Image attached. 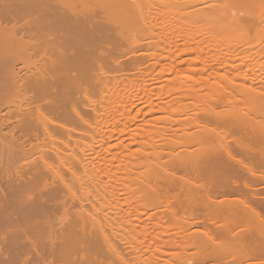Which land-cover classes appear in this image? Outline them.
Wrapping results in <instances>:
<instances>
[{"label":"bare ground","instance_id":"bare-ground-1","mask_svg":"<svg viewBox=\"0 0 264 264\" xmlns=\"http://www.w3.org/2000/svg\"><path fill=\"white\" fill-rule=\"evenodd\" d=\"M178 1L184 10L203 4ZM261 1L254 0V8L264 6ZM114 2L0 0V264H264V91H251L256 85L264 88V65L243 67V61L227 71L229 62L250 57L253 49L234 48L229 40L233 48L225 52H234L233 59L216 60L219 48H205V40L199 46L196 40L185 42V47L178 42L181 34H165L168 41L165 36L152 41L161 46L144 48L147 30L137 32L133 10H114ZM214 4L206 5L209 10L195 7L197 14L226 9ZM181 12L179 17L188 15ZM235 12L226 22L242 34L264 28V10L261 16L257 10L249 14L251 20ZM168 22L166 29L162 24L170 32L174 26ZM160 38L167 41L166 50ZM256 53L255 61L262 60L264 47ZM129 69L139 78L129 76ZM162 80L164 89L158 85L161 90L155 93L153 84ZM200 81L207 90L210 84L223 90L197 91ZM97 92L102 100L92 99ZM191 109L193 117L184 118ZM108 110L111 115L101 114ZM162 112L170 114L153 117ZM170 115L178 117L171 120ZM167 119L175 126L180 122L182 131L193 129L187 133L190 140L181 139L185 132L179 135L182 141L165 135L167 143L158 140L164 144L151 147L147 143L167 130L180 133L179 128H162ZM144 143L160 148L154 160L160 173L140 172L139 183L126 196L116 190L123 175L115 176L116 183L100 181L107 162L132 163L125 158H133V146L149 149ZM147 165L144 160L137 168ZM78 169L89 174L94 193L85 185L88 180L78 178ZM129 173L137 172L129 167ZM76 179L86 187L80 186L81 195L88 192L84 196L91 208L105 200L114 215L130 219L132 233L121 234L106 211L101 214L105 223L97 209H92L97 217L88 213L85 221V205L70 217L74 198L80 201L70 186L78 187V181L69 184ZM50 257L54 260L48 263Z\"/></svg>","mask_w":264,"mask_h":264},{"label":"rangeland","instance_id":"rangeland-1","mask_svg":"<svg viewBox=\"0 0 264 264\" xmlns=\"http://www.w3.org/2000/svg\"><path fill=\"white\" fill-rule=\"evenodd\" d=\"M92 2L94 1V2H98V1H104L105 3L108 1V0H91ZM179 3V1L178 0H116V2H114L113 4H112V8L114 9V10H124V9H126V8H130L131 10H133V12H134V18H133V25H134V27H137V32H139V31H142V33L143 32H145L146 30V34H148V35H146L145 33H140V34H137V36H139V35H143V36H149L148 38H146V39H144L145 41H144V43L145 42H147L148 43V41H149V43L147 44V43H145V46L146 47H144V48H147V46H153L154 47V45L156 46L157 44V46H161V43L159 44V43H157L156 44V38L157 39H159V37H163V36H165V34H167L166 36H168V38L170 37H174V35H178V37H179V35L180 36H182V41H180L181 39H179V43H184V45H185V42L187 43L188 42V44L190 45V43H192V40H193V42L196 40V42H195V45L198 43V41H199V43L197 44L198 46H199V44L202 42L203 43V41H204V43L202 44V46H204L205 48H209V49H211V48H219V50L217 49V51H216V54L217 55H215V58H216V56L219 58V56H220V59H222V57L224 56V57H231V59H233L234 58V52H227V53H229V54H227L226 55V52L225 51H230L234 46V48H236V46H237V48H238V46H240V47H244V48H246V47H248L247 49H250L251 47L253 48L252 50L250 49L249 51H248V56H250V57H248L247 58V55H244V57H242V56H240V57H242V60H240L241 58L239 57V58H237V59H235L234 58V63L232 62H229V61H233V60H231L230 58H229V61H228V59H226L225 61L226 62H229V64H230V68H227V71L228 70H232V65L234 66V64H241L243 61H244V63H242L241 65L243 66V67H246L247 65L246 64H251V63H253L254 64V62H256V63H258V61H259V63L258 64H256L255 63V65H253V64H251V65H253V66H258V65H264V63H263V61H264V57L262 58V60H261V56L260 57H258L257 58V60L258 61H255V56L256 55H259V54H257L256 53V50H258V47H260V46H263L264 47V28H262L261 29V27L259 28L260 30H258V31H252L250 34H248V36L246 35V34H242V32L240 33L239 32V30H237V29H235V27L234 26H232V25H229L228 24V18H229V16L230 15H234L236 12L235 11H239V13L240 14H238V15H240V17H242V18H247V20L248 19H250L249 18V14H254V12L256 13V10H257V16L260 14V16L263 14L262 12H263V4H261V6H262V8H261V6L259 7V5H257V7H259V8H261V9H263L262 11H260V9L259 8H254V3L255 2H253L254 0H229V3H228V0H226L225 2L226 3H228V5L224 2V0H223V4H221V2H220V0H197V3H198V1H203V4H202V2L199 4L198 3V5H197V3L195 2L194 4H196L197 6H198V8H203V7H201V6H204V8L206 7V5L208 6V4L210 5V3H215L214 5H216L217 4V6L219 7L220 5H222V9L223 8H226L225 10L223 9V10H218V11H213V13H211L212 12V9H211V12H209V14L208 13H206L205 12V15L204 14H202L201 12H203V11H201L200 12V10H199V12L201 13V14H197L198 12H197V6H195V7H189L188 6V9H186L184 6V8L186 9V10H184V9H182V8H180V5H178V3ZM195 1V0H194ZM222 1V0H221ZM206 2V3H205ZM219 2V3H218ZM253 2V3H252ZM260 2V1H259ZM259 2H258V4H259ZM261 3H264V2H262L261 1ZM224 4H226V5H224ZM200 6V7H199ZM226 6V7H225ZM213 7V6H212ZM217 7V8H218ZM196 9V11H193V10H195ZM208 8V10H209V7H207ZM207 8H205L206 10H207ZM204 9V10H205ZM215 9V8H214ZM221 9V8H220ZM259 9V10H258ZM185 11V13H187L188 15H186L185 13H184V11ZM228 10H229V12H228ZM182 11V12H181ZM193 11V13L194 12H196L195 14H193V13H191V14H189L190 12H192ZM230 11H234V13L232 14V13H230ZM259 11L262 13H259ZM177 12L178 13H180L181 12V14H185V16L184 15H182L183 17H179V15L177 14ZM228 12V13H227ZM154 13V14H153ZM156 13H157V15H156ZM174 13H176V15L178 16H176ZM174 14V15H173ZM227 14H229V15H227ZM153 16L152 18L150 17V16ZM159 15V17H157ZM162 15V16H161ZM166 15H168L167 17H169L168 19H167V17L166 18H163V16L165 17ZM170 15V16H169ZM236 15V14H235ZM242 15V16H241ZM176 16V17H175ZM226 16H228V18L226 17ZM253 16V15H252ZM256 15H255V18L257 17ZM150 17V18H149ZM181 18V19H177V20H180V21H176V19H174V18ZM151 19V21L149 20V19ZM159 18V20L157 21V19ZM164 19V22H163V19ZM226 18V19H225ZM254 17H252L251 19H253ZM261 19H260V21L262 22V21H264V14L260 17ZM156 19V20H155ZM174 19V20H173ZM250 19V20H251ZM263 19V20H262ZM154 20H155V22H154ZM166 20H169V21H171V23L170 22H168V24H172L173 26H174V29L173 28H171L172 30L171 31H173V34L171 33V31L169 32V31H167V30H165L166 29ZM226 20L228 21V22H226ZM150 21V22H149ZM172 21H174V23L172 22ZM176 21V22H175ZM158 22V23H157ZM166 22V23H165ZM260 22V23H261ZM159 23H161V25L159 24ZM162 23H164L165 24V29H164V27H163V24ZM180 25H179V24ZM147 24H149V27H148V25ZM153 26H152V25ZM154 24L156 25V29H157V31L155 30V28H152V27H155L154 26ZM157 24H158V26H157ZM167 24V25H168ZM175 24H177V25H179V26H181V29H180V31H179V27L177 26V28L175 27ZM212 24H214V25H217L216 27H214ZM171 25V27H173ZM183 25V26H182ZM213 27H212V26ZM264 25V22H262V26ZM151 26V27H150ZM169 27H170V25H168ZM229 26V27H228ZM233 28H232V27ZM161 27V29H159ZM163 27V28H162ZM183 27V28H182ZM210 27H212V28H210ZM231 27V28H230ZM145 28V29H144ZM148 28V29H147ZM149 28H151V30H149ZM168 28V27H167ZM158 29H159V32H158ZM163 29H164V31L165 32H169V34L170 35H168V33H165L164 31H163ZM178 31V33L176 32V30ZM139 30V31H138ZM153 30H154V32H155V34H153ZM184 30V31H183ZM231 30V31H230ZM235 30H237V31H235ZM152 31V32H151ZM208 31V32H207ZM212 31H214L215 33H216V35H215V33L214 32H212ZM260 31H262V32H260ZM148 32V33H147ZM149 32L151 33V34H153V36L151 35V34H149ZM157 32V33H156ZM181 32V33H180ZM183 32V33H182ZM206 33V34H203V33ZM255 32V33H254ZM174 33H176V34H174ZM200 34V33H202V37H200V35L199 36H197L196 37V35L197 34ZM208 33V34H207ZM233 33H235V34H233ZM263 33V34H262ZM171 34L173 35V36H171ZM239 34V35H238ZM204 35V36H203ZM208 35H209V37H208ZM237 35V36H236ZM245 35V36H244ZM165 36V38L163 37L162 39H168L167 37ZM183 36H185V38L183 37ZM242 36V37H241ZM140 37V36H139ZM196 37V38H195ZM199 37V38H198ZM205 37V38H204ZM143 38V37H142ZM180 38V37H179ZM190 38H195V39H190ZM200 38H201V41H200ZM152 39V40H151ZM161 38H160V41L162 42V44L164 43V41L165 42H167L166 40H162ZM186 39V40H185ZM153 40H155L154 41V43L152 42ZM177 40H178V38H177ZM187 40H189V41H187ZM203 40V41H202ZM211 40V41H210ZM214 40L216 41V42H214ZM226 40V41H225ZM227 40H229V43H231L232 45H233V47L231 46H229V44H227L228 43V41ZM151 41V42H150ZM190 42V43H189ZM211 42V43H210ZM150 43H153V44H150ZM216 43V45H217V47H215V45L213 46V44H215ZM220 43V44H219ZM226 43V44H225ZM164 44H166V45H164ZM163 45H162V47H164L165 48V46L167 47V43H164ZM223 44H225L224 46H223ZM230 44V45H231ZM223 47H222V46ZM242 45V46H241ZM245 45V46H244ZM209 46V47H208ZM225 46H226V48H225ZM227 46H229L230 48H229V50H228V47ZM168 47H169V45H168ZM185 47H186V45H185ZM187 47H188V45H187ZM220 47L222 48L221 50H220ZM250 47V48H249ZM254 47H257L256 49L254 48ZM227 49V50H226ZM165 50H166V48H165ZM220 51V52H219ZM255 51V52H254ZM218 52V53H217ZM223 52L225 53V54H223ZM251 52H254V56H253V58L251 57V55L249 54V53H251ZM232 53V54H231ZM256 54V55H255ZM186 57V56H185ZM187 57H188V55H187ZM186 57V58H187ZM246 59V61H248L247 63L245 62V59ZM224 59V58H223ZM244 59V60H243ZM249 59V60H248ZM250 59H251V61H250ZM261 61H260V60ZM179 60V59H178ZM216 60H218L217 58H216ZM241 62H240V61ZM222 61H224V60H222ZM260 62H262V63H260ZM239 64V65H240ZM246 65V66H244V65ZM249 64V65H250ZM19 66H21V64H19ZM148 68V67H147ZM147 68H145L146 70H147ZM150 68L151 67H149V69L148 70H150ZM234 68V67H233ZM158 69H160V68H158ZM130 70V69H129ZM127 71V72H131V70L130 71ZM234 70V69H233ZM133 71V70H132ZM157 72V71H156ZM233 72V71H232ZM232 72H230V73H232ZM135 73H137V74H135ZM154 74H156L155 72H153ZM229 73V72H228ZM234 73V72H233ZM139 74V75H138ZM189 75V72L188 73H185V75ZM127 75V74H126ZM124 76L125 78L126 77H128V76ZM134 75V76H133ZM138 75V76H137ZM206 75H208V74H206ZM129 76H133L134 78H139V76H140V73L139 72H131V74H129ZM119 77V76H118ZM165 77V76H164ZM167 78H171V76H167L166 77V79ZM163 80H164V78H163ZM160 81V82H162V84L160 83V82H158L157 84H153V91L155 92V93H158L159 92V90H161V89H159L157 86L159 85V86H163L164 85V81ZM136 81H138V82H142L140 79H137ZM166 83H167V81H165ZM203 82V81H202ZM205 83V82H204ZM169 84H171V83H169ZM197 84H199V85H197ZM197 84H195V88L197 89V91L199 90V91H201V92H208V93H213V91L215 92V88H213V85H215V84H210V85H212V86H210V85H208V86H210V87H212L213 89H211L210 90V87H208L207 85H205V87L206 88H208L209 90H207V89H205L204 87H203V85L204 84H202L201 83V81H200V83H197ZM197 85V86H196ZM218 86V85H217ZM258 86H260V85H256L255 86V88H253L251 91L253 92L254 90H258V91H264V88H260V87H258ZM160 87V88H161ZM201 87L203 88V90H201ZM198 88H200V89H198ZM219 88V87H218ZM218 88H216V90L218 89ZM222 87L220 86V88L218 89V91H222L223 89H221ZM162 89H164V87H162ZM260 89H262V90H260ZM220 91V92H221ZM216 93V92H215ZM99 94L101 95L102 94V92H97V93H95L93 96H92V99H96V101H98V99L100 98L101 99V96H99ZM214 94V93H213ZM99 99V100H100ZM102 100V99H101ZM99 102H101V101H99ZM104 102V101H103ZM188 102V101H187ZM239 104L238 105H240V102H238ZM140 106H142V103H140L139 104ZM196 110V109H195ZM171 111V110H170ZM105 112H110V114H108V115H111V113H112V110L110 111V110H108V111H104V112H101V114L103 115V113H104V115L103 116H106L107 114L105 113ZM171 112H173V111H171ZM187 112L188 113H184L183 115V117L184 118H192L193 117V115H191V113L193 114V113H195V111H194V109H191L190 111L189 110H187ZM190 112V113H189ZM5 113V112H4ZM164 113H166V112H162V114H159V113H157V114H155L153 117H158V116H160V117H162V116H165L166 118H167V115L166 114H168V112L166 113V114H164ZM174 113V112H173ZM177 113V112H176ZM176 113H174V114H176ZM170 114V113H169ZM168 114V115H169ZM101 115V117L102 118H104L103 116ZM187 115H189V116H187ZM191 115V116H190ZM171 117H169V119H171V118H173V116L172 115H170ZM176 116V115H175ZM178 116H176V118H177ZM175 117L173 118V119H176ZM172 120V119H171ZM166 121H168L169 123H167V125H166ZM174 121V120H173ZM152 122V121H151ZM163 122V121H162ZM172 122V121H171ZM170 122V120H165V125H163V127L162 128H164L165 130H167V128L169 129V128H174V129H178L179 128V130H181L180 131V133L178 132V133H176L177 131H170V130H167V131H165V130H163V131H165L164 133H162V134H164V135H161V136H156L155 134L153 135V136H156L155 138L156 139H152L153 140V143H151V141L152 140H150V139H148V138H145V139H143V141L145 142V140H147L146 141V143L147 144H152L151 145V147L153 146V147H155V146H157V144H158V146L157 147H160L162 144H164L165 142L167 143V141L168 140H170V139H165V137L166 138H168L167 136H165V135H168V136H172L173 138L172 139H174V140H176V141H178V139L179 140H181V139H183V140H185L186 141V139L187 140H190V139H188L189 138V136L190 135H188L189 134V132H193L194 130L192 129V130H190V131H182V127H180V126H182V124H180V122H179V124H177L176 126H175V122H172L171 123ZM149 123V122H148ZM164 123V122H163ZM170 123L172 124V126L170 125ZM160 125V124H159ZM168 125H170V127H168ZM149 129H151L152 130V128L154 129H156L157 130V128L156 127H148ZM173 129V130H174ZM160 130V129H159ZM162 131V132H163ZM168 131H170V133L168 132ZM172 132V133H171ZM186 133V135H184L185 133ZM174 133V135H175V137L177 138H174V136L172 135ZM188 133V134H187ZM170 134V135H169ZM184 136H183V135ZM179 135L181 136H183V138H181V137H179ZM192 136V135H191ZM191 136H190V138H191ZM161 137V138H160ZM163 137V138H162ZM153 138V137H152ZM170 138V137H169ZM181 138V139H180ZM157 140V141H156ZM158 140H163L164 141V143H162V142H158ZM182 141V140H181ZM146 143H144L145 145H144V148H146L145 146L147 145ZM149 145H147V148H149V149H144L143 150V147H141V146H139L138 145V147H137V145H136V147L135 146H133V150H135L133 153H131L132 154V156H133V158L131 157V158H129L128 157V159L127 158H125V160H127V162L128 161H130V162H132V163H125L126 161L124 160V163L126 164V165H118V166H116L117 165V162H116V164L114 165V164H111L110 165V163L109 162H107L105 165H106V168H105V165H104V167L103 168H105V170L106 171H102V169H101V172H99L100 174V176H98L99 178H101V180L100 181H102V182H108V180L110 181L111 179L113 180V182L114 183H116V182H118V184L116 183V185H118V188H116V190L117 191H119L121 194H125L124 196H126V194H128L127 192L129 191L130 192V188H135V186L139 183V180H140V178H139V176H138V174L140 173V172H142V173H145L146 175H149V174H154V173H160L162 170H161V168H160V165H158L155 161V159H156V156L158 155V154H160L159 152H157L160 148H154V149H156V151H154V149L153 148H150V146ZM149 146V147H148ZM134 147H135V149H134ZM139 147H141L142 148V150H143V152H140V150H141V148H139ZM93 148V147H92ZM137 149V150H136ZM140 149V150H139ZM151 149V150H150ZM90 151H93V150H91V148L89 149ZM89 150H88V152L87 153H89ZM141 150V151H142ZM151 152H150V151ZM149 151V152H148ZM153 151V152H152ZM86 153V154H87ZM147 153L149 154H152V155H154L155 154V156L153 157L152 155V158H151V156H150V158L148 157L149 155H147ZM78 154V156L76 155V157H78L80 160L81 159H84V157H82V156H84L83 154H81V153H77ZM85 154V155H86ZM90 154H92L91 156L92 157H96V155H95V153H94V151H93V153L91 152ZM94 154V155H93ZM137 154L140 156V154H141V158L140 157H138L137 156ZM157 154V155H156ZM142 155H144L145 157L144 158H142L143 156ZM134 156H136V157H138L139 159H142L141 160V163H142V161L144 162V160H147L148 162H150V165H147V166H145L144 168H139V171H138V168H137V163L139 162V165L141 164L140 163V161L136 158V157H134ZM146 157H148L147 159H146ZM150 159L152 160V161H150ZM155 160V161H154ZM72 162H74L73 160H71ZM135 161V162H134ZM151 162H154V163H156V164H154V165H152V163ZM129 166H128V165ZM132 164V165H131ZM136 165V166H134L135 168H137V170L133 167V165ZM19 165V164H18ZM112 168H111V167ZM119 166H121V167H119ZM127 166H128V168H127ZM114 167V168H113ZM129 167H130V169H134L137 173L136 174H132L131 176H128V175H130V173H129ZM61 168V167H60ZM109 169V170H108ZM63 170V169H62ZM104 170V169H103ZM127 171V173H128V175H127V173H125ZM77 175H78V178H81V179H83V180H88L89 178H91V177H88L89 176V174L87 175V177H86V173L85 172H82L81 171V169L79 170L78 169V171H77ZM124 176V178L119 182V181H116L115 182V178L116 177H120V176ZM107 176H109V179H108V177ZM116 176V177H115ZM68 177V176H67ZM69 178V177H68ZM76 178H77V176H76ZM139 178V179H138ZM111 180V181H112ZM73 180H71V181H69L70 183L69 184H74V183H77V181H78V183H79V181H80V179H76L73 183H71ZM82 181V180H81ZM80 181V183H82ZM91 182V183H90ZM90 182H89V180L86 182V187H88L87 189H88V191H89V193H90V190H91V192L92 191H95V188L93 187V181L92 180H90ZM80 183H79V188H80V186H83V188L85 187L84 185H80ZM83 184V183H82ZM121 184V185H120ZM75 185H77V184H75ZM75 185H70V186H72L73 187V190L75 189V191H73L72 193L74 194V195H76V194H80L81 195V193H83L82 192V187L80 188V189H77L76 187H74ZM88 185V186H87ZM116 185L114 186V190H115V187H116ZM120 186V187H119ZM71 187V188H72ZM85 187V188H86ZM120 189V190H119ZM76 190H78V191H76ZM84 190V189H83ZM115 190V191H116ZM80 191V192H79ZM85 191V193H86V189L84 190ZM77 192V193H76ZM79 192V193H78ZM92 193H94V192H92ZM69 195H70V193H68V196H67V194H66V196L67 197H69ZM76 195L77 197H79V199H80V201H82L81 203H80V201L78 200V198H74V201H75V199H76V201L74 202L75 203V205H73V207H72V209H70V211H69V213H68V215L69 214H71V215H73L72 217H74V214L77 212V213H80L81 211H82V209H81V205H85L86 207H85V209L86 210H84L86 213H84L85 215H84V219H85V217H88V219L90 218V215H88V216H86V214H88V213H91V215L93 216H96L97 217V215L100 217V221H102L103 223H105L106 221L103 219V216L101 215V214H103L102 213V211H106L107 213H108V222L111 224V225H113L114 227H116L120 232H121V234H126V233H128V231L129 232H131L132 233V226H131V222H129L128 223V221L127 220H130L129 218L128 219H126L127 217H124V216H122L121 214H117V213H115V215L111 212L112 210H109L108 208H107V203L108 202H102V201H105V200H102L101 201V203L100 202H96L95 203V206H96V209L93 207V208H91V206L89 205V203H88V200H87V197H85L84 195H86V194H84V195ZM87 195H89L88 194V192H87ZM86 195V196H87ZM75 196V197H76ZM85 197L84 199H85V201H84V199L82 200V198L83 197ZM90 196V195H89ZM92 196V195H91ZM89 198V197H88ZM90 199H93V196L92 197H90ZM64 200V199H63ZM67 200V199H66ZM107 201V200H106ZM69 203H71V202H69ZM109 205V204H108ZM98 207H99V209H98ZM109 207V206H108ZM92 209H95L96 210V213H97V215L95 214V212H94V210H92ZM103 209H105V210H103ZM78 210V211H77ZM87 210H88V212H87ZM89 210H90V212H89ZM94 212V214H92L93 212ZM74 212V213H73ZM105 212V213H106ZM73 213V214H72ZM76 215V214H75ZM70 216V215H69ZM71 217V216H70ZM76 217H78V216H76ZM98 217V218H99ZM69 217L67 216L66 217V219H68ZM87 219V218H86ZM86 219H85V221H86ZM88 221V220H87ZM105 221V222H104ZM59 222V221H58ZM89 223V222H88ZM128 228V229H127ZM131 228V229H130ZM126 231V232H125ZM128 234H130V233H128ZM138 250V249H137ZM137 253H139V251L138 252H136V254ZM146 255H149L148 253L146 254ZM53 258V257H52ZM51 257L50 258H48L49 260L47 261L48 263L50 262V260H54V259H52Z\"/></svg>","mask_w":264,"mask_h":264}]
</instances>
